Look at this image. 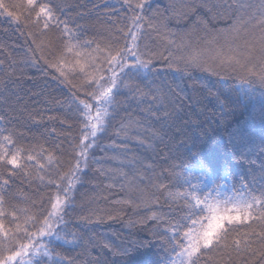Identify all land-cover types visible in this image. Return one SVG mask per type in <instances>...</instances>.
Here are the masks:
<instances>
[{
	"label": "trees",
	"instance_id": "1",
	"mask_svg": "<svg viewBox=\"0 0 264 264\" xmlns=\"http://www.w3.org/2000/svg\"><path fill=\"white\" fill-rule=\"evenodd\" d=\"M52 2L61 5L63 11L57 15L73 32L85 40L96 39L101 47L113 25L123 26L130 15L122 0ZM201 3L152 0V11L167 23L163 32L171 35L166 39L162 33L150 32L149 42L155 41L152 47L159 56L153 61L149 80L135 82L146 95L137 92L119 97L114 118L98 140L95 156L101 163L90 162L83 183L75 187L67 229L82 238V243L68 252L64 251L67 246L57 249L75 264H167L174 255L161 235L167 224L151 216L153 212L159 215L157 209L161 207L169 216L178 215L175 206L169 212L168 205L173 199L179 201L188 190L185 176L199 175L190 167L195 166L196 159L212 178L211 186L200 189L204 194L211 193L208 203L218 201L223 207L226 202L259 199L264 194V84L258 78L261 68L252 61L247 71L219 65L212 71L178 70L176 65L169 67L167 59H160L168 58L169 50L176 56L186 51L170 46L168 40L179 42L177 34L192 29L196 16L203 17L209 28H225L237 18L246 21L236 44L243 50L245 40L257 43L264 31L258 22L260 0H228L232 9L215 20L199 7ZM18 15L20 23L0 16V137L12 134L24 149L39 150L42 145L53 154L54 163L61 161V171L65 172L71 159L65 137L69 132L72 137L79 136V125L71 111L75 108L71 96L76 89L61 83L56 78L59 74L46 63L49 41L57 33L49 31L42 36L43 29L30 27L22 10ZM188 39L205 48V56L213 55L214 46L205 43L211 35L199 30ZM66 62L68 80L79 84L80 73L73 67L71 54H66ZM154 94L160 98L154 100ZM77 95L87 99L83 91ZM57 144L64 150L63 156L55 148ZM124 146L128 151H119ZM20 163L23 165L25 159ZM47 171L55 174L47 165L46 171L30 166L24 176L13 177L8 185L0 180V222L10 232L15 231L10 213H16L22 228L30 229L26 217L38 214L42 205L47 207L48 196L55 192V188L43 187L41 178L48 180ZM253 230L261 231L255 224ZM23 236V232L18 234L26 242ZM233 240L241 241V251L229 247L231 260L227 253H213L211 259L216 264H259V256L254 257L252 252L258 253L264 245L257 237L234 234L229 245ZM245 242L250 244L249 250H244ZM198 264H209V257L202 256Z\"/></svg>",
	"mask_w": 264,
	"mask_h": 264
},
{
	"label": "snow or ice",
	"instance_id": "2",
	"mask_svg": "<svg viewBox=\"0 0 264 264\" xmlns=\"http://www.w3.org/2000/svg\"><path fill=\"white\" fill-rule=\"evenodd\" d=\"M122 2L130 12L126 17L127 23L121 27L113 25L103 39L101 47V42L96 39L85 40L79 33L73 32L68 22L61 20L57 15L63 11L61 5L54 4L52 0H24L21 3H6V0H0V16L20 23L18 12L22 10L24 20L30 27L43 29L40 35L47 36L49 31L57 33L56 37L49 41V57L46 63L59 74L56 78L61 83H68L76 89L71 96L75 104L71 111L72 119L79 125V136L72 137L69 132L65 137L70 149L68 156L71 157L65 172L61 171V161L57 159L54 163L53 154L42 145L38 146L39 150L24 149L19 146L18 140L13 139L12 134L0 137V180L4 185H8L13 177L24 176L25 169L30 166L37 171H46V165L55 170L54 175L51 171L46 172L49 177L46 182L41 178L43 187L55 188V192L48 196L47 207L42 205L38 214L26 217V223H30L31 230L22 228L17 223L19 217L15 212L9 214L13 217L11 223L15 225V231L10 232L0 222V264H75L74 260L57 251L67 246L64 251L68 252L80 247L82 243V238L67 229V218L74 209L75 187L83 183L90 162L101 163L96 158L95 151L99 147L98 140L114 118L119 97L137 92L146 95L135 82L149 80L153 75V61L159 56L152 47L155 41L149 42L150 32L162 33L166 39L171 35L170 32H163L167 23L162 15L152 11V0ZM199 7L206 10L210 19L215 20L217 16L226 15L232 9V4L228 3V0H220L217 3L202 0ZM258 22L264 28V0H260ZM245 23L247 22L237 18L225 28H209L203 17L196 16L192 29L185 31L183 35L177 34L179 42L168 40L170 46L186 51L176 56L169 50L168 58L160 56V59H167L169 67L176 65L178 70L200 68L207 71L214 70L217 65L227 66L233 71L240 68L247 71L248 63L255 61L254 66L261 68L258 78L264 84V31L258 38V46L257 43L250 44L245 40L241 50L236 41L244 30ZM199 30L212 37L210 41H205L206 44L214 46L211 49V57L205 56V48L192 44L188 39L193 32ZM66 54L72 55L73 67L79 70V84L68 80L65 70ZM251 74L256 75L254 72ZM80 91L84 92L86 100L79 98L77 92ZM159 98L158 95H153L154 100ZM68 127L71 129L72 126ZM55 148L60 151L61 156L64 155V150L59 144L55 145ZM119 151L127 152L128 149L124 146ZM22 158L25 159L23 165L20 163ZM42 160L44 163H41ZM190 167L195 168L199 175L185 176L188 190L180 195L179 201L173 199L172 204L168 205L169 212L173 211L174 205L178 215L169 216L161 207L157 209L159 215L153 212L151 216V219L167 224L161 235L174 254L167 264H198L202 256L209 257V264H216L211 259L213 253H227L228 259L231 260L229 247L237 253L241 251L240 240H233L231 245L228 243L234 234L255 236L261 245H264V194L259 199L253 197L251 200H237L230 204L226 202L223 207L218 201L208 203L211 193L204 194L200 189L202 186H211V175L206 166L197 159L195 166ZM4 176H7V179H3ZM193 179L198 182L192 183ZM2 202L0 198V204ZM254 224L260 227V232L253 230ZM242 229L251 231L242 232ZM20 232L24 233L23 240L26 242L19 239ZM249 248L250 244L245 242L244 250ZM252 255H258L259 264H264V247H261L258 253L253 251Z\"/></svg>",
	"mask_w": 264,
	"mask_h": 264
}]
</instances>
